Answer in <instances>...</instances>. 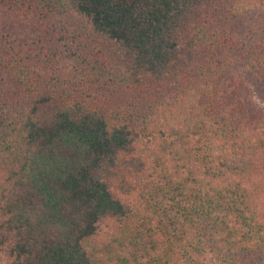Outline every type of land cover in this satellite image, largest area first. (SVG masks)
<instances>
[{
  "label": "trees",
  "instance_id": "16d2710c",
  "mask_svg": "<svg viewBox=\"0 0 264 264\" xmlns=\"http://www.w3.org/2000/svg\"><path fill=\"white\" fill-rule=\"evenodd\" d=\"M0 264H264V0H0Z\"/></svg>",
  "mask_w": 264,
  "mask_h": 264
}]
</instances>
